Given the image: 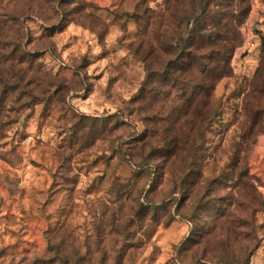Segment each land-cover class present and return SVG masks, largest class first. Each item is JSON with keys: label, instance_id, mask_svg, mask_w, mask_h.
I'll list each match as a JSON object with an SVG mask.
<instances>
[{"label": "clouds", "instance_id": "obj_1", "mask_svg": "<svg viewBox=\"0 0 264 264\" xmlns=\"http://www.w3.org/2000/svg\"><path fill=\"white\" fill-rule=\"evenodd\" d=\"M0 264H264V0H0Z\"/></svg>", "mask_w": 264, "mask_h": 264}, {"label": "rangeland", "instance_id": "obj_2", "mask_svg": "<svg viewBox=\"0 0 264 264\" xmlns=\"http://www.w3.org/2000/svg\"><path fill=\"white\" fill-rule=\"evenodd\" d=\"M29 150H31V149H29ZM32 163H33V164H35L36 162H35V161H33Z\"/></svg>", "mask_w": 264, "mask_h": 264}]
</instances>
